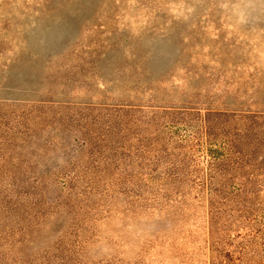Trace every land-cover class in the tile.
<instances>
[{
    "label": "rangeland",
    "instance_id": "1",
    "mask_svg": "<svg viewBox=\"0 0 264 264\" xmlns=\"http://www.w3.org/2000/svg\"><path fill=\"white\" fill-rule=\"evenodd\" d=\"M246 113L264 0H0V264H264L262 238L239 247L264 234V117L254 165L216 185H244L260 226L227 218L209 245L207 164Z\"/></svg>",
    "mask_w": 264,
    "mask_h": 264
},
{
    "label": "trees",
    "instance_id": "2",
    "mask_svg": "<svg viewBox=\"0 0 264 264\" xmlns=\"http://www.w3.org/2000/svg\"><path fill=\"white\" fill-rule=\"evenodd\" d=\"M211 112V111H208ZM221 115H227L226 113L222 112L220 113ZM210 113L205 114V118L203 121V133L206 137L210 138L213 134H214V123H212V120H210L209 118ZM245 119L248 120V123H246L243 125V129L238 131H236V136L233 137L232 141H230L231 143H227L226 146H224L223 148H226V155L224 156H219V157H213L212 155L208 164H207V172L205 174V178L207 179V182L205 183V186H207L208 190H209V205H208V230H209V245H210V251L211 253H220L221 249H219V245L222 242H225L222 240L221 236L222 233L221 231L224 230L225 227H222L224 223L227 222V218H231L230 221L235 217L236 220H249L251 217H253V215L255 214L254 211L255 209L251 206L250 202H251V196H246V193H241V191L245 188L244 185L241 186L239 189H237V191L235 193H231V197L228 198H224L220 195L222 188H217L216 185L219 184V182L222 180L223 178V172L224 169L226 167V165H228L230 163V161L232 162V164L234 165V169L236 170H242L243 165L249 164L250 167H252V165H254V163L252 162L254 159L253 157L256 155V147H251L250 149H245L243 147V145H249L250 142L249 140H252V128H254V126L258 125L259 122L261 121L260 118H263L264 116H262L261 114H257V113H246L245 115H242ZM11 148H13L14 150H16V145L15 143H10ZM16 152V156H17V160L18 161H22L24 158L19 155V152ZM234 154V155H232ZM264 155V154H263ZM232 156H234L232 158ZM264 156H261V158ZM264 162V158L261 162L259 163H263ZM47 171L41 173L42 176L46 175ZM19 178V171L12 173V179L14 182H16V180ZM40 179V183L41 185L44 184V179L43 178H39ZM251 177H247L246 180H251ZM165 180V179H163ZM244 182V181H243ZM246 183V182H244ZM19 183H14L15 187H19L20 185H18ZM20 188V187H19ZM218 194L220 196H218ZM243 194V195H241ZM220 197V199H222L220 202H223L224 199H227V201H241L243 202L242 205H244L243 207L239 208L236 211V214H232L231 212L229 213V211H227L226 209L222 208L221 206L218 205V198ZM228 214L227 217H225V215ZM250 220H252V226H260L259 224L256 223V219L251 218ZM264 220V219H263ZM264 224V222H263ZM254 231L252 233V235H248L245 238V241L242 242L239 247L241 249H245L248 247H251L252 244L256 245L258 238H262L264 240V234L262 233V231H260V229L254 227ZM262 234V235H261ZM260 243V242H259ZM224 244V243H223ZM264 246V242L259 244V247H263ZM2 260V259H1ZM0 260V261H1Z\"/></svg>",
    "mask_w": 264,
    "mask_h": 264
}]
</instances>
